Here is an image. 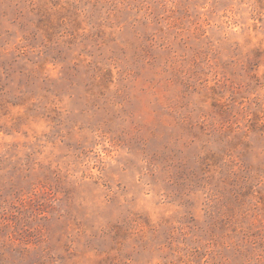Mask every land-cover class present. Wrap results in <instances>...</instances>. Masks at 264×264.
Masks as SVG:
<instances>
[{"label": "rangeland", "instance_id": "1", "mask_svg": "<svg viewBox=\"0 0 264 264\" xmlns=\"http://www.w3.org/2000/svg\"><path fill=\"white\" fill-rule=\"evenodd\" d=\"M0 264H264V0H0Z\"/></svg>", "mask_w": 264, "mask_h": 264}]
</instances>
